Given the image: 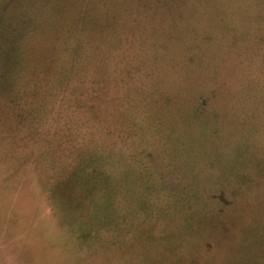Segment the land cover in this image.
Masks as SVG:
<instances>
[{"label":"rangeland","instance_id":"obj_1","mask_svg":"<svg viewBox=\"0 0 264 264\" xmlns=\"http://www.w3.org/2000/svg\"><path fill=\"white\" fill-rule=\"evenodd\" d=\"M202 3L0 0V126L17 122L31 137L44 129L46 117L48 180L57 192L62 223L73 224L77 232L74 249L71 242L47 236L52 250H44L30 241L18 243L25 235H16L14 250H0V264L6 256L9 264H159V233H181L160 220L201 218L212 212L205 206L222 205L215 195L231 200L238 186L243 191L235 201L249 199L248 219L233 210L227 211V221L207 224L212 228L205 236V261L264 264V52L249 51L253 79L244 88L233 84L230 116L224 96L211 93L204 85L207 78L197 80L196 68L178 57L176 36L169 33L173 20L188 27L190 20L182 19L186 8L198 11ZM190 37L183 38L188 42ZM191 46L200 60L214 54L201 44ZM128 58L147 74L137 104L148 122L135 118L134 110L130 121L124 120V108L107 91L120 79L133 88ZM171 88L190 89L194 98L204 89V98L218 112L216 119L208 113L203 127L190 133V142L176 149L167 144L171 131L166 128L174 116L153 113L167 108L157 99ZM6 221H0L4 238L10 236ZM41 235L34 236L36 243ZM55 249L70 254L58 257Z\"/></svg>","mask_w":264,"mask_h":264},{"label":"trees","instance_id":"obj_2","mask_svg":"<svg viewBox=\"0 0 264 264\" xmlns=\"http://www.w3.org/2000/svg\"><path fill=\"white\" fill-rule=\"evenodd\" d=\"M197 15L200 16L198 17ZM204 17H207L206 21ZM186 18L188 21L190 20V25L188 27H185V22H182L179 26L175 24L176 21L173 20V25L169 31L171 35L176 36L174 38V40L176 39L175 47L180 51L178 57H183V59L186 60L187 63L185 65L188 68H196L194 73L197 76V80L200 79V81H202L203 77L207 78V82L203 80V82H205L204 85L211 87L210 91L215 97L220 95L224 96V102L222 105H228L229 112L227 113L232 116L235 112V106L231 104L229 94L232 93L233 84L237 82L243 83V85L240 86H243L244 88L247 82L249 83V80L253 79L250 75L253 71H249L248 67H250L254 54L249 55V51L254 50L257 51L258 54H263L264 52V0H203L202 8L198 9V11L189 6L186 8L182 15V19L185 20ZM184 36H191V39L187 42V40L183 38ZM193 43L198 46L201 44L202 47L211 49L214 52V54L212 53L213 56H209V58L207 56L204 61L200 60L201 58H198V56L192 52L191 44ZM233 50L237 52L234 53ZM125 65L131 69V72L128 74L131 77L133 88L127 83V81L120 79L117 81L118 84L115 86H109L110 88H107V91L112 94L113 99H115L114 101L119 102L124 108V111L126 112V118H124V120L126 119L127 121H130V113L132 114V110H134L133 113L135 118L137 117L143 122H148V118H146L147 112L142 110L141 104H137L139 100L137 97L140 95L138 90L147 83L145 81L147 74L145 70L142 69V64L139 62L135 63L131 58L125 59ZM203 70H208L207 74H203L204 76H202ZM186 78H188V76H186ZM262 84L264 85V81ZM200 89L204 94L199 91L198 93H200L201 96L199 95L196 98H194V92L190 91V89L181 93L176 92L174 88H171V92H169L170 90L161 92L160 98L157 99L159 106L163 103L167 105V108L161 111L156 110L153 113L156 116L164 113H167V116H170V114L174 116L173 122L168 124L166 128L171 131V136H169L170 140L167 144L172 142L175 149L182 147V143L180 142H190V137H193L190 136V133L198 127H203L205 118L209 116L208 113H213L215 119L218 117L215 105L207 102L204 98V96H207L206 91L202 88ZM126 90L130 92V96L126 94ZM226 96H228V98ZM216 105L220 106V103ZM212 108H214L213 112ZM247 111L248 113H252V110ZM219 114L223 115V113ZM199 118L202 119L195 122ZM226 123L232 124L229 122ZM120 125L121 123L118 126L121 127ZM24 132L22 131L23 134ZM184 132H188L189 136L187 135L185 138H182ZM27 133L32 134L29 130ZM24 137L28 142L32 141L30 140V136V138L26 136ZM33 143L34 142L32 141L30 146H32ZM175 144H177V146H174ZM46 147L47 146L41 148V155L38 154L35 157V162L37 165L40 164L41 168L46 166L47 173L48 167L46 162H44V155L47 151ZM217 147L218 144L215 145V149ZM191 154L197 156V154ZM175 156H177V154H175ZM242 181L245 183L250 182L244 178H242ZM233 190L235 191L231 193V200L228 197L226 198L223 193L215 195V199H219L222 205L218 203L219 208H216L215 210L211 206H205L204 211L208 210L212 212L201 218H187L180 220H170L168 218L160 220L163 222H169H165L166 224L163 225H171L170 227L172 229H179L181 233H159V246H157L156 252L158 263L162 264L164 261L165 264H207L205 258L209 248L205 236L207 228H212L207 224H219L222 223V221H227V211L231 212L233 210L238 212V214H240L239 217L243 220L248 219L245 215V209L250 206L249 199L244 201L241 200L236 203L235 199L238 193H242L243 190L240 186L235 187ZM245 195H248V193ZM45 221L46 220L41 218L37 223H33L30 231H35L37 228L43 227ZM128 222H130V220H128ZM46 224L47 228L52 224L50 227L55 229L57 232L56 236L50 235L49 233L41 235L40 233V238H42V240H38L36 243L34 236L37 235L30 234L27 236V239H24V241L33 242V246H42L44 250H52V248H50L51 243L48 242V239L44 238L50 236L71 242L73 249L74 247H77V232L73 224H60L58 219L57 221L54 219L53 221L47 219ZM142 224H144V222H142ZM163 225L162 228L166 229ZM139 233L142 234L143 232ZM30 236L31 238L29 239ZM132 238V233H128L126 239L130 241ZM138 243L142 248L143 244L140 240ZM63 245V247H65V244ZM212 249H214V247H212ZM55 251L59 257L60 253L57 249H55ZM200 253H202V255H200ZM69 254L70 252L68 251L64 253L61 251L60 255L63 257Z\"/></svg>","mask_w":264,"mask_h":264},{"label":"crops","instance_id":"obj_3","mask_svg":"<svg viewBox=\"0 0 264 264\" xmlns=\"http://www.w3.org/2000/svg\"><path fill=\"white\" fill-rule=\"evenodd\" d=\"M46 122L45 117L44 129L35 134L32 146V141L28 142L23 136L17 122L0 126V221L6 218L5 233L12 236H0V250L8 246L14 250L16 235H25L18 243H22L30 234L49 233L56 236L57 232L50 227L52 224L47 228V219H58L62 224V210L57 192L48 180L46 166L41 168L35 162V157L41 155V148L46 146ZM41 218L46 220L43 227L30 231L32 224ZM10 258L4 257L3 264H9Z\"/></svg>","mask_w":264,"mask_h":264}]
</instances>
